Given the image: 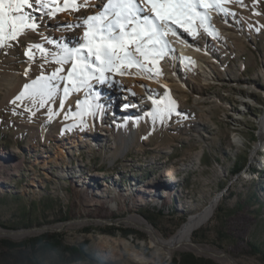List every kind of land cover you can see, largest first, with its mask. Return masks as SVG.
Here are the masks:
<instances>
[{"label": "rangeland", "instance_id": "rangeland-1", "mask_svg": "<svg viewBox=\"0 0 264 264\" xmlns=\"http://www.w3.org/2000/svg\"><path fill=\"white\" fill-rule=\"evenodd\" d=\"M90 1L67 0L73 9L65 8L66 0H47L49 7L41 9L31 0L25 12L36 18L37 29L0 47V233L6 232L0 234V264H33L29 254L40 264H183L187 255L230 264L190 249L158 250L147 232L126 222L139 216L169 239L215 199L212 216L193 232L192 243L225 253L236 264H264V0H227L221 7L228 15L209 8V31L197 23L192 54L180 62L165 35L168 48L155 66L129 46L144 71H105L102 81L93 78L74 91L67 80L71 61L55 63L52 54L86 42L79 33L88 30L89 16L76 27L73 20L76 8ZM29 50L32 59L25 55ZM59 68L62 79L52 81L55 95L43 106L39 96L17 99L25 85ZM125 77L134 80L131 91L150 89L141 97L150 105L119 102L121 120L104 129L115 111L95 92H104L108 79ZM165 92L176 110L163 122L153 121L152 101ZM136 128L134 143L123 152L119 130ZM89 134L94 139L83 143L80 137ZM236 161L243 165L238 173ZM239 203L246 205L237 211ZM42 236L83 246L87 256L69 263L60 249L28 248Z\"/></svg>", "mask_w": 264, "mask_h": 264}, {"label": "snow or ice", "instance_id": "snow-or-ice-1", "mask_svg": "<svg viewBox=\"0 0 264 264\" xmlns=\"http://www.w3.org/2000/svg\"><path fill=\"white\" fill-rule=\"evenodd\" d=\"M225 2L227 0H213L212 3L208 0H144L146 8L151 11V16L145 15L143 19L139 14L145 9L133 0L110 3L104 13L88 17L86 21L88 30L84 32L86 42L76 49L61 47L59 53L52 54L54 62L63 65L71 61L67 80L73 85L74 91H79L81 87H88V81L93 78L102 81L105 71L120 73L122 68L133 66L144 71V65L135 60L127 50L129 46L135 48L136 53L144 59L145 63L155 66V63L166 54L168 45L164 36L172 32V25L183 29L191 36L196 34L194 29L197 23L200 28L208 32L210 27L208 9L213 8L218 14L228 15L227 10L221 7ZM233 2L239 4L241 0H233ZM35 4L41 9L49 7L47 0H35ZM32 6L31 0H0V47L5 41L16 40L26 30L37 29L36 18L25 12L26 8ZM64 6L73 9L76 7L75 3H69L67 0ZM199 9L204 11L200 12ZM57 10H59L58 6L54 11ZM110 14L115 16L114 20L109 19ZM253 14L260 15V13ZM117 29H119L118 34ZM48 43L51 44L52 41ZM35 47L45 54L44 49L39 45ZM84 51L87 52V57L81 55ZM25 55L32 59L30 50L26 51ZM61 71L63 68L57 69L51 76H40L32 84L25 85V91L17 99L24 95L39 96L43 106L46 99L55 95V86L52 81L62 79L58 76ZM95 72H100V76L95 77ZM64 93L65 96L68 95L67 87ZM152 103L154 108L148 115L153 121L159 119L163 122L176 110L175 102L170 99L167 92L163 99L153 100ZM88 107L90 109L91 105ZM84 114L88 113H80V115Z\"/></svg>", "mask_w": 264, "mask_h": 264}, {"label": "bare ground", "instance_id": "bare-ground-1", "mask_svg": "<svg viewBox=\"0 0 264 264\" xmlns=\"http://www.w3.org/2000/svg\"><path fill=\"white\" fill-rule=\"evenodd\" d=\"M119 0H91L90 2H87L85 5L81 6L80 8H76V14L74 15V12L72 13L75 18L73 20L74 27L79 24L81 21L80 17L85 16H99L101 13L105 12V9L108 7L110 3H118ZM134 3L138 4L141 8H144L145 10L141 12L140 18L143 19L145 15L151 16V11L150 9L146 8L144 4V0H133ZM115 18L114 15L110 14L109 19L113 20ZM87 27V26H86ZM79 33V32H78ZM174 33V34H173ZM183 35H180L182 34ZM80 37L84 36V32L79 33ZM170 39L174 44L175 48L173 49V57L176 59L174 61L180 62L183 56H188L192 54V38L190 35H186L183 31H178L176 28H172V32H169L167 34ZM199 67L206 72L208 68V64H206L204 61H201L199 64ZM109 78V77H108ZM13 84V83H12ZM134 84L133 78H127L125 79H108L107 82L105 83L106 89L111 88V92L113 90H116L117 93H122L121 96H115L110 93H107V90L105 89L103 92V89H101L99 92H95V94L102 95L105 97V100L109 104V109L113 112V116L111 120L108 122L106 126H104V129H108L110 125H117V122L121 120L118 116V111L116 112V106L118 103L123 102V103H136L138 108H143L144 106H149L150 104L143 103L141 97L143 96H148L149 88L145 87L141 91H131L130 88ZM148 86V85H147ZM148 91V93H147ZM114 94V93H113ZM139 101V102H138ZM141 101V103H140ZM134 103V104H135ZM63 105V103H62ZM142 111V110H141ZM138 129H134L133 131L126 133L123 130H119L120 135L122 137V144L124 145L123 152H126L129 147L134 143L135 138H136V133ZM83 143L90 144L89 141L93 140L94 137L93 135H88L87 137H80ZM71 144H75L73 141ZM76 145H73L75 147ZM66 149H70V147H67ZM44 165L46 163V160L43 162ZM167 174V173H166ZM216 200V199H215ZM212 201L208 206H206L203 210L200 212L193 214L187 218V220L182 224V226L178 229L176 234L172 236L169 239H164L160 236H158L154 229L141 217L139 216H130L129 218L126 219V222L136 225L139 228H141L143 231L147 232L150 236V244L151 245H157L158 250L167 252L168 254H171L175 250H180V249H190L195 251L198 254H209V256H212L216 260L219 261H226L230 263L228 260L227 256L222 255L221 252H212V251H207L205 249H202L198 246H193L191 237L193 232L198 229L200 226H202L204 223H206L209 218L212 216L215 206H216V201ZM233 262L236 264V262L233 260Z\"/></svg>", "mask_w": 264, "mask_h": 264}, {"label": "trees", "instance_id": "trees-1", "mask_svg": "<svg viewBox=\"0 0 264 264\" xmlns=\"http://www.w3.org/2000/svg\"><path fill=\"white\" fill-rule=\"evenodd\" d=\"M204 155L202 156L203 159ZM243 165L242 163H240L239 161H236L233 165V172L238 173L241 169H242ZM253 198L255 200L256 199V195H253ZM249 203V202H247ZM246 205V203H239V206H237V211H239L240 209H243L244 206ZM45 238H47V236H42L41 238L37 239L36 241H33L32 244H28V248L31 249L33 248V246L37 245V247H39L41 249V251H51L54 249H60L62 255L68 259V262H78L83 260L82 256H87L83 246H66L63 245L62 243H60V241H54V242H50L48 240H45ZM252 248H255L252 246ZM252 250V249H251ZM259 250V249H258ZM28 259L29 261H31V263L33 264H40V262L38 261V259L36 258L35 255H28ZM181 262L183 264H211V263H202V261H199L198 259H196L194 256L192 255H187L185 257H182Z\"/></svg>", "mask_w": 264, "mask_h": 264}, {"label": "water", "instance_id": "water-1", "mask_svg": "<svg viewBox=\"0 0 264 264\" xmlns=\"http://www.w3.org/2000/svg\"><path fill=\"white\" fill-rule=\"evenodd\" d=\"M34 230H31V231H27L26 233H29V232H33ZM6 232H1L0 234H5ZM11 234L13 233V232H10ZM191 245H193V246H196L195 244H191ZM222 255H224V256H227L228 257V260L230 261V264H235L234 262H233V260L227 255V254H225V253H222Z\"/></svg>", "mask_w": 264, "mask_h": 264}]
</instances>
